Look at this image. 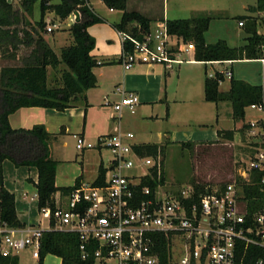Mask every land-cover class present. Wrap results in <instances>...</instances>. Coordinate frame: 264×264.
<instances>
[{
	"label": "built area",
	"instance_id": "1",
	"mask_svg": "<svg viewBox=\"0 0 264 264\" xmlns=\"http://www.w3.org/2000/svg\"><path fill=\"white\" fill-rule=\"evenodd\" d=\"M239 24L243 26L245 21ZM58 28L63 27L53 22L47 30L51 33ZM118 32L124 45L121 63L125 69L139 64L173 68L183 62L182 53L191 56L194 47L171 35L164 21L143 38ZM128 42L129 49L125 47ZM226 74L231 76V71ZM139 103L138 94L132 93L112 107L122 113L135 110ZM251 107L264 113V103ZM249 124L253 150L239 173L224 188L207 184L201 192L193 183L173 188L167 181L156 185L147 182L156 180L153 169L160 175L162 165L136 151L139 144L133 132L116 130L101 136L97 145L78 136L80 150L101 147L111 152L104 182L74 187L66 207L57 204L54 210L39 209V225L14 227L0 217L1 255L14 256L29 248L39 261L47 230L77 234L81 256L92 264H161L158 249L163 238L170 259L177 264H237L242 249L241 262L250 246L264 251V208L251 213L245 194L246 185H258L264 195V128L260 121ZM132 168L137 173H124ZM173 240L182 245L179 260L173 259ZM257 264H264V256Z\"/></svg>",
	"mask_w": 264,
	"mask_h": 264
},
{
	"label": "crops",
	"instance_id": "2",
	"mask_svg": "<svg viewBox=\"0 0 264 264\" xmlns=\"http://www.w3.org/2000/svg\"><path fill=\"white\" fill-rule=\"evenodd\" d=\"M9 1L11 2V0ZM59 2L60 0H55L53 3ZM169 2L170 0H127V10L140 12L148 17L151 20L149 31L151 32L154 30L155 23L158 27L159 22L178 19L167 18V15L179 13L183 8L179 4L170 8ZM37 3L40 5V0ZM88 3L92 11L102 17L104 21L88 28L89 33L96 39V46L91 54L101 63L93 70L97 77V85L86 91V102L79 100L63 111L40 106L21 107L9 116L13 128L30 129L37 124H43L46 130L53 135L50 150L53 159L57 161L56 185L58 187H73L78 181L80 184L93 183L99 175L100 167L107 168L109 165V163H105L103 156V151L106 149L96 147L80 150L77 148L78 136H83L86 141L95 145L98 144L101 136L116 130L133 132L134 139L138 141H141L139 139H172V142H177L178 139L220 141L222 139H244L247 135L250 136V128H247V125L253 121H260L264 128L263 112L257 113L259 111H256L255 114L250 115L251 110H256L250 106L246 108L245 118L237 120L233 116V106L230 101L210 102L205 98V78L206 76L212 77L217 72L225 74V79L220 83L222 92L230 90L232 77L254 85H264V54L262 58L258 59L208 63L192 60L188 55V64L202 66L200 68L204 69L192 72L198 78V86H202L204 95L200 105L190 109L186 107L190 98H186L179 90L169 89L171 72L174 67L167 68L162 64H139L131 69L124 68L121 63L124 50L123 41L118 30L113 27L114 23L121 20L123 11L108 7L103 0H88ZM161 3L164 4L162 14L160 13ZM97 5H100L101 8L105 6V9L101 10ZM238 5L240 11L249 12V14L241 15L238 20V26L243 30L235 25L234 31L228 32L224 24L216 23V32L211 37V30L215 29H212L214 27L212 15H215L219 22L233 15L228 0H220L213 6H204L201 10H193L211 12V15H208L211 17L210 26L205 33L207 43H215L220 39L226 40L232 47L243 46L247 43L249 34L245 30L246 19L242 17H263L264 11L252 10L257 5V0H238ZM241 20L245 21L243 26L239 24ZM62 21L69 22L70 19ZM134 25L138 24L134 23ZM45 39L59 56L62 48L70 45L69 42H63L61 38L57 37L50 41L46 35ZM209 65L213 69L210 73ZM228 71H231L229 80L226 78ZM132 93L138 94L140 98V103L135 110L125 109L122 113L115 112L112 105L120 101L123 96ZM204 104H213L216 112L208 111L209 109L203 111V108L208 106ZM227 109L231 110L234 120L230 126L225 124L227 118L223 115ZM166 143L168 141L142 142L139 145H165ZM75 148L82 151L80 159ZM24 168L28 170L25 171ZM4 177L6 188L15 194L20 220L26 225H39L42 218L37 217L36 213L39 210L36 187L38 169L34 166L17 167L11 160L6 159L4 161ZM68 196L69 194L61 190L56 192V203L64 206ZM18 257L20 264H24L21 261L20 253ZM37 262L39 264L38 260ZM44 264H62V258L48 254L44 259Z\"/></svg>",
	"mask_w": 264,
	"mask_h": 264
},
{
	"label": "trees",
	"instance_id": "3",
	"mask_svg": "<svg viewBox=\"0 0 264 264\" xmlns=\"http://www.w3.org/2000/svg\"><path fill=\"white\" fill-rule=\"evenodd\" d=\"M40 0L41 18L37 37L30 31H22L16 25L19 23V13L14 10L9 0H0V46L4 43L17 46L25 44L36 47L21 66H5L0 69V217L14 227H24L26 223L20 220L16 208L15 194L5 186L4 161L11 160L17 167L34 166L38 169L39 209L44 207L56 208L55 194L63 191L70 194L73 187H58L56 185L57 161L53 159L50 142L53 135L43 124L34 127L13 128L9 116L21 107L40 106L60 111L73 106L77 101L87 100L86 91L97 85L94 68L99 64L91 54L96 46V39L89 33L88 28L104 19L95 14L88 2L83 0ZM112 8L123 11L121 20L114 23L118 31H125L137 38H143L151 29V20L137 11L127 10V0H103ZM253 11H264V0H257ZM49 11H53L62 20L70 19V32L73 43L62 48L59 56L42 34L47 30L45 21ZM245 30L249 34L247 43L243 46L232 47L226 40L220 39L215 43H207L205 33L209 29L211 17L199 15L190 18L169 19L166 22L168 32L183 39L185 43H193L191 59L205 63L215 61H236L242 59H258L263 57L264 48V17L245 16ZM138 24V25H134ZM129 49L130 43H125ZM64 63L67 66L57 86L49 85V67L57 68ZM225 74L217 72L214 76L205 78V98L210 102L228 100L233 106V116L237 120L245 118L246 108L254 104L264 103V85H254L245 80L231 79V88L227 92L220 91V83ZM261 123V122H260ZM250 128V124L247 125ZM195 144L193 141L183 142V146ZM166 144H142L135 147L141 155L158 156L164 154ZM156 180L147 181L152 185L165 183L164 168L158 175L153 169ZM106 168L101 166L96 183L105 180ZM160 176V178H159ZM258 177V175H257ZM198 192L204 191L207 184L193 183ZM222 188L225 184L221 185ZM245 194L249 199V211L252 213L264 208V195L260 187L245 186ZM79 237L75 233L51 231L44 232L39 264H44L48 254L62 258V264H92V260H84L79 249ZM161 264H177L170 259L165 239L159 246ZM242 249L237 264H257L264 256V251L258 246H250L243 262ZM0 264H20L18 255L3 256L0 253Z\"/></svg>",
	"mask_w": 264,
	"mask_h": 264
},
{
	"label": "rangeland",
	"instance_id": "4",
	"mask_svg": "<svg viewBox=\"0 0 264 264\" xmlns=\"http://www.w3.org/2000/svg\"><path fill=\"white\" fill-rule=\"evenodd\" d=\"M37 1L38 0H11L14 10L19 13L20 17L19 23L16 26L22 31H30L35 38L37 37L35 29L38 28V21L41 18V9ZM218 1L220 0H170V8L179 4L183 10L179 13H170L167 15V18H190L199 14L211 15V12H199L193 10H201L204 6H213ZM228 3L232 7L233 15L227 17L228 19H223L221 22L216 19L215 15H212V20L214 21V27L212 26V29H215L211 30L210 37L216 32V23L224 24L228 32L234 31L233 29L235 25L243 30V28L238 26V20L241 15L249 14V12L240 11L238 0H228ZM163 5L164 4L161 3V14L163 12ZM97 7L101 10L105 9V6L101 8L100 5H97ZM45 21L47 27L53 22L60 23L63 27L58 28L51 33L42 30V34L45 36L47 35L50 41H53V38L57 37L61 38L63 42L67 41L69 44L73 43V37L70 32V21L63 22L53 11L49 12V14L47 13ZM153 28L154 30L152 32L158 30L157 23L154 24ZM35 47V44L32 46L25 44L12 46L11 44L4 43L0 46V69L10 65H23L25 59L31 55ZM180 47H182L181 43ZM181 57L183 58V62L181 64H174L169 81V89L172 91L179 90V92L186 96V98H190L188 103H186V107L190 109L191 107L196 108L200 105L201 98L204 94L202 86H198V78H196V76H194L195 73L193 74L192 72L193 70L199 71L200 69V71H203L204 69L200 68L202 66L188 64L187 58L189 56L187 53H182ZM67 69L68 68L64 63L60 64L57 68L49 67V85L52 87L57 86L61 81L63 72ZM212 71L213 69L211 65H209V73ZM197 73L199 74V72ZM226 78L229 80V76L226 75ZM204 105L208 106L207 108H205L206 106H203V111L209 109L208 111L216 112L213 104ZM256 111L257 110H251L250 115L255 114ZM223 115L227 118L225 124L230 126L234 121L231 110L227 109L224 111ZM251 139L254 138L247 135L244 139H222L220 141H213V139H178L177 142H172V139H139L141 141L135 139V142L141 144L142 142L158 143L168 141V143H166L164 154L152 157L156 162H160L162 168H164L168 185L173 188H179L194 182L220 186L231 181L239 173L242 164L248 159L253 150L250 146ZM187 141H194L195 144L183 146L182 143ZM71 147L72 144L70 145V148ZM74 150L79 154L78 158L80 159L82 151L77 150L76 148ZM103 156L105 163L108 164L112 157L111 152L104 150ZM24 170L27 171L28 169L24 168ZM124 173L131 176L137 173V169H125ZM67 203L68 200L64 204L65 207L67 206ZM36 213L37 217L42 218L39 210H37ZM45 223L46 222H44L43 225H45ZM172 245L173 259L179 260L183 255L181 242L173 240ZM20 256L21 261L24 264H38L37 260L32 256V250L29 248L23 249L20 252Z\"/></svg>",
	"mask_w": 264,
	"mask_h": 264
}]
</instances>
